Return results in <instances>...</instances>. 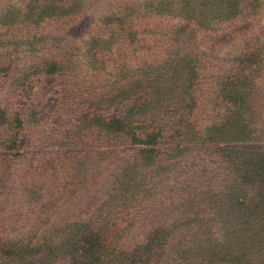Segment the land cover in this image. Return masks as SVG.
Segmentation results:
<instances>
[{"label": "rangeland", "instance_id": "obj_1", "mask_svg": "<svg viewBox=\"0 0 264 264\" xmlns=\"http://www.w3.org/2000/svg\"><path fill=\"white\" fill-rule=\"evenodd\" d=\"M42 1L51 6L56 2L0 0V264L33 263L25 253L37 258V251L21 247L43 232L52 233L51 246L57 250L65 242L77 246L84 238L77 225L91 226V221L94 229L86 230L90 240L84 246H100L95 264H264V222L258 224L248 214L254 211L253 189L264 192V61L256 76L252 67L244 76L250 79L248 85L254 77L256 95L238 107L220 101L224 93L216 85L235 68L229 69L233 55L219 56V72H204L203 90H211V95L190 124L194 139L183 135L185 105L169 101L160 114L153 113L155 118L147 124L151 132L161 133L147 184L151 199L139 217L134 219L128 211L116 217L110 204L97 200L124 157L119 151L65 150L56 144L67 134L85 136V126L72 130L77 121L103 114L112 119L118 110L117 105L89 109L74 100L79 93L83 99L98 100L103 91L93 81L101 73L95 52L108 61L102 72L115 79L123 69L131 75L139 72L144 44L136 42L131 31L127 38L117 36L107 16L117 0H60L57 16L65 17L53 23H44L40 16ZM145 1L124 0L122 5L138 7ZM255 1L257 5L244 8L235 31L256 26L264 48V0ZM156 4L158 0L147 3L150 8ZM147 30L159 49L153 57L170 53L168 30L140 28L138 33ZM100 40L103 49L95 44ZM74 60L80 66L76 72L68 67ZM54 61L64 66L57 74L49 72ZM75 76L85 83L82 89L76 86V94L70 89L77 84ZM140 99L136 96L132 103ZM43 195L51 198L43 208L44 219L37 223V200ZM95 209L99 212L91 217ZM122 220L126 225L116 224Z\"/></svg>", "mask_w": 264, "mask_h": 264}, {"label": "trees", "instance_id": "obj_2", "mask_svg": "<svg viewBox=\"0 0 264 264\" xmlns=\"http://www.w3.org/2000/svg\"><path fill=\"white\" fill-rule=\"evenodd\" d=\"M59 2L60 0H56L52 6L47 5L44 1L40 3L39 7L43 11L40 16L43 17L44 23H53L55 20L65 17L64 14L57 16ZM123 2L124 0H117V7L107 16L114 29L118 31L117 36L127 38L131 31L132 35H135V40H138L136 42H143V47L140 46L139 54H141L138 56L140 61L137 66L139 72L146 69L145 73L137 72L136 75H131L127 72L128 69H123L118 73L117 78L112 79L108 73L102 72L108 62L103 58L104 54L95 52L94 58L101 64L96 66L101 73H98L93 81L100 84V88L103 90L98 94V100L94 99L95 96L87 99L81 98L76 86L80 84L79 87L82 89L85 83L80 77H72L77 84L70 88L73 81L70 79L67 87L73 89L75 94L79 93L77 96L72 95L74 100H79V104L85 105L89 109L100 106L110 110L117 105L118 110L112 119L105 118L103 114L96 117L89 116L80 122L77 121L72 130H80L85 126V136L78 138L77 132L67 134L57 142L56 146L65 150L103 148L109 154L119 151V154L124 157L122 165L105 184L97 202L110 204V211L116 217L128 211V215H135V219L140 216L141 208L148 203L152 196L149 194L147 184L152 171L150 169L151 161L156 153L161 133L160 129L151 132L149 124H147L155 118L153 113L160 114L165 102L176 101L177 106L185 105L188 114L187 129L183 135H189L194 139L193 132L188 130L193 128L191 125L196 119L198 109L211 95V90H203L205 88L203 82L206 78L204 72H213L214 70L219 72L223 67L218 63L219 56L233 55L234 65L229 69L235 68L226 72L224 80L220 84H216L217 90L224 93L220 98V101L224 103L235 107H238L239 104H246V100L256 94H254L253 86L254 77L251 78V83L248 85L250 79L244 76L251 67L255 76L257 75L263 65L264 48L261 45V34L256 26H248L239 32L235 31L242 11L249 5H257L255 0L251 2L250 0H158L155 8H150L147 5L148 0L138 7L133 5L124 7ZM142 6L144 8H141ZM153 27L155 30H168L167 36L172 39L170 53L160 59L153 57L152 54L153 51L159 49L154 45L156 41H152L151 30L138 33L140 28L151 29ZM230 31L232 32L231 37H227L226 40H218L220 36H224ZM124 41L125 39H121V42ZM95 44L98 48L103 49L104 44L101 40ZM61 62L54 61L55 67L50 68L49 72L52 74L60 72L64 67H61ZM70 66L73 72H76V69L80 67L76 60L68 64V67ZM156 68L160 71L147 73ZM93 70L95 69L93 68ZM226 70L227 66L224 71ZM80 71L83 70L80 69ZM89 89L88 86L87 90ZM138 94L141 99L137 104H133L132 100L136 96L139 97ZM84 96L85 93H83ZM250 101L252 102L251 99ZM96 112H102V109H96ZM144 115H149L152 119L145 118V122H142L140 117ZM70 154L79 155L76 152ZM253 193L255 196L251 205L254 211H250L248 214L254 216L259 224L264 222V192L262 193V188L258 187L253 189ZM50 198L46 195L38 198L37 223L44 219L43 208ZM98 212L99 210L96 209L91 210V217L96 216ZM94 223L91 221V226L87 223L78 224V228L84 233L80 235L84 238L82 240L79 238L77 246L75 244L66 245L65 242L63 243L64 248L60 250L51 246L52 233L37 234V239L33 237L29 240V242L31 241L30 245L21 247L22 250L37 251V258L32 257L29 252L25 253L26 260L33 261V263L27 264H95L100 258V246L96 249H87L84 246L85 241L88 238L90 240L89 232L86 230L89 227L93 231ZM116 224L126 225V221H118ZM117 230L116 227L115 231ZM121 231L123 230L121 229ZM76 233L74 232V234ZM96 233L98 232L96 231ZM64 235L67 239L71 238V234L65 233ZM96 240L98 238L94 239V241ZM33 241L36 245L32 244Z\"/></svg>", "mask_w": 264, "mask_h": 264}]
</instances>
